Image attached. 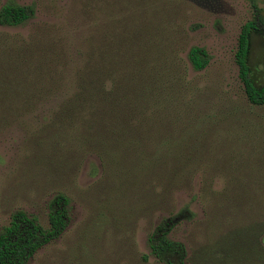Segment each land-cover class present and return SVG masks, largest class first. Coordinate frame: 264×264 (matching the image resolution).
<instances>
[{"label":"rangeland","instance_id":"rangeland-1","mask_svg":"<svg viewBox=\"0 0 264 264\" xmlns=\"http://www.w3.org/2000/svg\"><path fill=\"white\" fill-rule=\"evenodd\" d=\"M13 1L34 13L0 25V230L69 198L26 264H165L147 243L165 217L184 264H264V103L234 58L251 1ZM248 62L264 84V33Z\"/></svg>","mask_w":264,"mask_h":264},{"label":"trees","instance_id":"trees-1","mask_svg":"<svg viewBox=\"0 0 264 264\" xmlns=\"http://www.w3.org/2000/svg\"><path fill=\"white\" fill-rule=\"evenodd\" d=\"M250 1L252 17L240 26L234 58L247 100L254 104H262L264 84L258 85L253 81L248 53L251 34L264 33V9L259 7L255 0ZM33 13L32 5H20L8 0L0 6V25H19ZM204 55L202 48L197 46L190 48L189 58L193 68L200 69L205 65ZM68 202L69 198L63 192H58L49 199L46 227L35 216L22 209L12 212L8 223L0 230V264H26L42 245L58 236L68 223L66 207ZM169 221L168 217L162 218L147 236L150 253L165 264H173L172 256L177 257V264H184L185 246L182 242L169 238Z\"/></svg>","mask_w":264,"mask_h":264}]
</instances>
